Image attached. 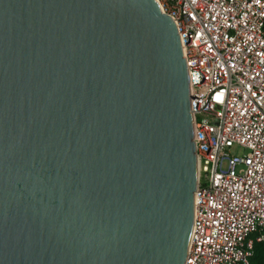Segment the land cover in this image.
Listing matches in <instances>:
<instances>
[{"label":"water","instance_id":"obj_1","mask_svg":"<svg viewBox=\"0 0 264 264\" xmlns=\"http://www.w3.org/2000/svg\"><path fill=\"white\" fill-rule=\"evenodd\" d=\"M191 93L157 0H0V264H183Z\"/></svg>","mask_w":264,"mask_h":264},{"label":"built area","instance_id":"obj_2","mask_svg":"<svg viewBox=\"0 0 264 264\" xmlns=\"http://www.w3.org/2000/svg\"><path fill=\"white\" fill-rule=\"evenodd\" d=\"M157 1L181 34L192 92L198 175L183 264H249L264 242V0Z\"/></svg>","mask_w":264,"mask_h":264},{"label":"trees","instance_id":"obj_3","mask_svg":"<svg viewBox=\"0 0 264 264\" xmlns=\"http://www.w3.org/2000/svg\"><path fill=\"white\" fill-rule=\"evenodd\" d=\"M249 264H264V242H256Z\"/></svg>","mask_w":264,"mask_h":264},{"label":"rangeland","instance_id":"obj_4","mask_svg":"<svg viewBox=\"0 0 264 264\" xmlns=\"http://www.w3.org/2000/svg\"><path fill=\"white\" fill-rule=\"evenodd\" d=\"M234 150L235 151H245V149L244 148H242V147H240V146H238V145H236V146H234ZM242 264V263H241Z\"/></svg>","mask_w":264,"mask_h":264}]
</instances>
